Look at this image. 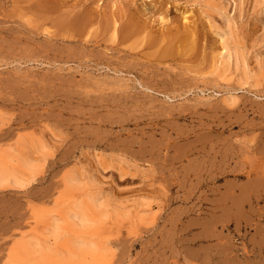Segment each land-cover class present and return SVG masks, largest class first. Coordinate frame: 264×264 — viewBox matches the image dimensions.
Returning a JSON list of instances; mask_svg holds the SVG:
<instances>
[{
    "label": "rangeland",
    "instance_id": "obj_1",
    "mask_svg": "<svg viewBox=\"0 0 264 264\" xmlns=\"http://www.w3.org/2000/svg\"><path fill=\"white\" fill-rule=\"evenodd\" d=\"M263 10L0 0V148L43 164L0 191V264L69 176L134 221L112 264H264Z\"/></svg>",
    "mask_w": 264,
    "mask_h": 264
},
{
    "label": "bare ground",
    "instance_id": "obj_2",
    "mask_svg": "<svg viewBox=\"0 0 264 264\" xmlns=\"http://www.w3.org/2000/svg\"><path fill=\"white\" fill-rule=\"evenodd\" d=\"M25 139L20 135L15 147L0 148L1 192L21 191L41 173L43 164L27 153ZM32 218L31 234L15 240L4 264H112L113 232L125 222L134 225L129 214L111 208L104 194L73 176L65 178L53 206L35 209Z\"/></svg>",
    "mask_w": 264,
    "mask_h": 264
}]
</instances>
